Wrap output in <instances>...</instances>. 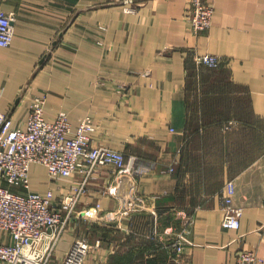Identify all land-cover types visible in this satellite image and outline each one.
Segmentation results:
<instances>
[{
    "label": "crops",
    "instance_id": "crops-1",
    "mask_svg": "<svg viewBox=\"0 0 264 264\" xmlns=\"http://www.w3.org/2000/svg\"><path fill=\"white\" fill-rule=\"evenodd\" d=\"M138 1L131 13L125 0H0L16 14L13 42L0 47V111L25 127L32 96L46 93L47 120L65 112L76 130L90 116L93 145L137 160L134 192L125 183L117 197L105 195L116 175L106 166L81 196L79 210L100 203L102 213L119 211L131 193L145 200L109 225L80 220L81 237L103 239L86 264H235L242 250L264 264V0H208L213 24L200 35L186 20L190 0ZM190 53L225 63L197 66ZM80 179L52 183L39 164L30 173L42 195L60 196ZM228 181L244 209L238 230L222 227Z\"/></svg>",
    "mask_w": 264,
    "mask_h": 264
},
{
    "label": "built area",
    "instance_id": "built-area-1",
    "mask_svg": "<svg viewBox=\"0 0 264 264\" xmlns=\"http://www.w3.org/2000/svg\"><path fill=\"white\" fill-rule=\"evenodd\" d=\"M126 12H135L141 3L125 0ZM215 9L208 0H190L186 20L191 32L200 35L213 24ZM16 14L0 9V47L11 46L15 32ZM191 54V53H190ZM197 66L219 69L224 59L213 54H191ZM27 86L23 91H27ZM47 94L32 96L28 121L25 127H14L9 114L0 111V264H86L102 247V240L91 243L80 236V220L93 223L112 224L144 208L143 197L132 194L124 201L119 211L102 213V205L78 209L81 196L87 192L97 172L103 167L115 168L114 183L104 191L105 195L117 197L123 184L135 191L137 179L143 175L134 157L125 152L92 144V133L96 130L93 118L84 117L73 130L69 116L59 113L54 121L45 117ZM234 122L222 126L230 130ZM34 164L47 168L50 181L60 184L77 175L76 182L59 196L55 189L42 195L31 190L30 173ZM236 186L228 181L221 192L222 227L238 230L244 209L235 204ZM155 214V213H154ZM77 229L73 240L63 256L59 247L65 241L71 226ZM181 238L173 247L174 253H183ZM263 259L257 251L242 250L235 264H261Z\"/></svg>",
    "mask_w": 264,
    "mask_h": 264
},
{
    "label": "rangeland",
    "instance_id": "rangeland-1",
    "mask_svg": "<svg viewBox=\"0 0 264 264\" xmlns=\"http://www.w3.org/2000/svg\"><path fill=\"white\" fill-rule=\"evenodd\" d=\"M106 225H109V224H106ZM96 227V226H95ZM100 229V231H102L103 230V228H99ZM97 230H95V229H92L91 231H90V234L93 236H95V235H97ZM101 235V234H100ZM105 235H107L108 237L111 235V234H105ZM101 237V236H100ZM100 237H98V238H100ZM113 237H111V239H112ZM92 239H89V241L92 243V241H91ZM101 240H103V239H101Z\"/></svg>",
    "mask_w": 264,
    "mask_h": 264
}]
</instances>
